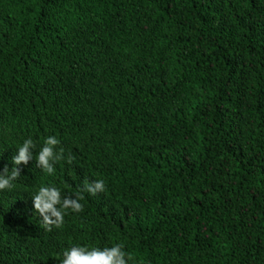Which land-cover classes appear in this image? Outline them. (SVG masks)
Instances as JSON below:
<instances>
[{"label": "trees", "instance_id": "1", "mask_svg": "<svg viewBox=\"0 0 264 264\" xmlns=\"http://www.w3.org/2000/svg\"><path fill=\"white\" fill-rule=\"evenodd\" d=\"M28 138L0 264L116 244L128 264H264V0H0V171ZM85 180L105 190L44 229L38 189Z\"/></svg>", "mask_w": 264, "mask_h": 264}, {"label": "clouds", "instance_id": "2", "mask_svg": "<svg viewBox=\"0 0 264 264\" xmlns=\"http://www.w3.org/2000/svg\"><path fill=\"white\" fill-rule=\"evenodd\" d=\"M60 141L55 136L45 138L42 148L35 157L37 167L44 173L51 175L54 173L55 163L65 159V149L59 147ZM36 148L31 138L26 139L22 146L17 149L12 157L14 167L9 170L4 166L0 171V191L10 190L14 186V181L21 177V164L27 165L33 159V149ZM74 156L69 153L67 162L71 164ZM105 190L103 180L83 183V188L75 194V198L68 196L62 197L59 189L55 187L41 186L33 195V206L41 218V226L51 232L53 228H61L64 224V215L66 210L79 213L83 211V205L80 203L84 199L82 192H88L96 195ZM133 257L130 253L124 251L122 244H116L112 247H86L73 246L63 252L61 264H128Z\"/></svg>", "mask_w": 264, "mask_h": 264}]
</instances>
